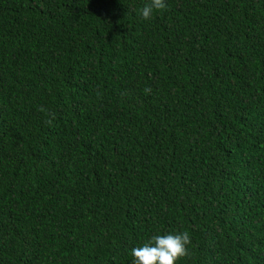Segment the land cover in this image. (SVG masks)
<instances>
[{"label": "trees", "instance_id": "obj_1", "mask_svg": "<svg viewBox=\"0 0 264 264\" xmlns=\"http://www.w3.org/2000/svg\"><path fill=\"white\" fill-rule=\"evenodd\" d=\"M0 0V264H264V0Z\"/></svg>", "mask_w": 264, "mask_h": 264}, {"label": "clouds", "instance_id": "obj_2", "mask_svg": "<svg viewBox=\"0 0 264 264\" xmlns=\"http://www.w3.org/2000/svg\"><path fill=\"white\" fill-rule=\"evenodd\" d=\"M166 7L165 0H148L140 9V15L149 20L154 11L165 10ZM190 243L187 232L152 236L142 246L131 249L132 264H176L177 260L188 255Z\"/></svg>", "mask_w": 264, "mask_h": 264}]
</instances>
